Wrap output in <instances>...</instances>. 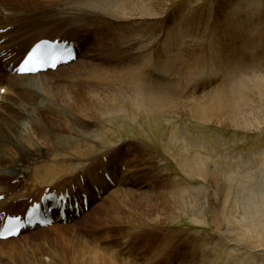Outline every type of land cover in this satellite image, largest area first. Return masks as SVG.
<instances>
[{"label":"rangeland","instance_id":"374dc122","mask_svg":"<svg viewBox=\"0 0 264 264\" xmlns=\"http://www.w3.org/2000/svg\"><path fill=\"white\" fill-rule=\"evenodd\" d=\"M1 1L13 5L12 12L20 16L18 26L21 29L36 31L59 23L53 31L58 34L65 31L61 39L76 45L80 43L83 61L88 68L98 63L107 66L119 65V62L122 63L120 65L135 66L146 59L140 57L153 52L152 61L163 57L167 68L162 71L156 68L157 63L148 65V76L168 87H178L179 90L189 87V90H195L199 99L214 95V91L230 82L235 74L244 73L246 77L264 75V0H242L240 4L250 15L239 11L242 17L239 25L227 21L223 26L216 25L218 17L215 14L219 13L223 0H175L165 17L159 43L153 37L158 29L153 25H137L132 30L124 29L123 23H120L116 30V23L100 15L83 13V20L78 16H64L60 10L65 2H68V9H82V5L73 0ZM3 21L6 20L0 19V24ZM183 21L187 22L183 24ZM142 35L149 38L146 44L152 52L146 51L139 55L136 51L139 45L134 47L133 43L134 50L128 51L123 42L132 40L135 43ZM44 36L51 37L52 34ZM114 44L121 45L120 54L113 50ZM72 70L65 71L69 73ZM240 88L242 92L244 87ZM111 117L90 123L78 118L82 127L88 128V131L101 130L97 138H91L94 142L93 150H87L85 158L87 154L105 157L109 146H114L112 163L115 168L120 167L119 172L121 168L124 173L128 171V179L139 189L137 191L133 188V192L124 194L125 197L121 195L120 198L109 199L103 205L92 204L89 210H85V215L64 220V229L69 227L78 237L110 251L130 264H264V250L237 247L232 238L217 234L210 225L203 223V212L191 210V192L197 188L207 189V183L191 179L181 167L190 155H194L197 163L208 165L215 172L223 191L252 186L258 179L264 181V132L237 130L230 126L207 123L186 114L177 116L175 113H157L134 117L121 113ZM72 167L82 169L86 163L74 162ZM171 183L184 191L181 206L172 210L175 215L169 213L168 217L164 216L159 225L149 222L151 228L146 223L137 222L141 214L152 219L162 211L166 216V211L170 209L171 212L175 204L171 196ZM12 184L16 185L17 182L13 181ZM69 187H75V183H69ZM210 196L214 207L220 209L223 204L222 194L214 187L210 190ZM164 199L167 201V210L163 209ZM236 201L232 199V202ZM227 210L231 211L232 207H227ZM113 212L118 213L112 215ZM5 213L16 215L23 212L10 208ZM152 226L158 227L154 230ZM47 228L29 230L21 237L34 240L32 245H39L37 257L34 254L37 248L33 250V247L31 249L26 246L23 248L25 256L22 260L0 251V264H35L36 258L44 257L46 262L61 264L59 250L67 237L63 238ZM20 243L21 240H18L17 244Z\"/></svg>","mask_w":264,"mask_h":264},{"label":"bare ground","instance_id":"6f19581e","mask_svg":"<svg viewBox=\"0 0 264 264\" xmlns=\"http://www.w3.org/2000/svg\"><path fill=\"white\" fill-rule=\"evenodd\" d=\"M73 1L82 5V9L79 11L68 9V2H65L60 10L64 16H78L83 20L84 16H81L83 13V15H100L116 23L114 24L116 30L120 23H123L124 29L132 30L137 25L146 27L153 25L156 29L158 28L153 37L159 43L165 17L175 0ZM223 1L224 4L222 3L220 10L218 9L219 13H215L218 17L216 25L223 26L227 21L239 25L242 18L240 12L250 15L240 4L242 0ZM12 6L0 0L2 14L0 19L6 20L0 24V197H2L0 198V226L1 216L7 209L17 208L24 212L31 205V199H33L32 202L40 201L49 193L71 195L72 201L68 203L66 209V218L69 220L71 217H78L77 208H69L70 203L74 206L75 198L79 202V216L86 214L87 209L82 202L83 194L88 195L89 210L94 203L103 205L109 199H117L125 193L133 192V188L139 189L128 179L126 174L128 171L124 173L121 168L119 172L120 167L115 168L112 163L111 154L114 153V146H109L108 151H105L107 153L105 157L87 154L85 158L86 151L93 150L94 142L91 138H97L101 130L88 131V128L82 127L78 118L90 123L93 120L121 113H128L134 117L175 113L177 116L186 114L207 123L230 126L237 130L264 132V75L253 74L246 77L244 73L235 74L230 82L214 91L216 92L214 95L203 96L199 99L195 90H189V87L179 90L178 87H168L148 76L150 74L148 65L157 63L156 68L163 71L167 68V63L163 57L152 61L153 52L146 44L149 39L146 35H142L135 43L132 40L123 42L128 51L134 50L132 43L134 47L139 45L136 48L139 55L146 51L152 52L149 55L139 56L140 59H146L141 63L138 61L139 64L135 66L120 65L122 63L119 62V65L114 63L115 65L108 64L107 66H101L98 63L88 68L87 63L83 61L84 54L81 45L77 43L75 62L60 65L54 71L19 75L14 72V68L34 43L42 39H60L65 31L62 30L60 34L53 31L59 23L36 31L21 29L18 26L20 16L12 12ZM208 12L212 13V11ZM186 22L183 21V24ZM49 33L52 34L51 37L44 36ZM117 35L119 36V33ZM70 37L74 41V38ZM113 50L120 54L121 45L114 44ZM66 69L73 70L68 73ZM6 79H8L7 82ZM240 87H244L242 92ZM68 131L72 134L68 135ZM195 160L196 157L190 155L181 167L191 179L207 183V189H193L190 194L191 210L203 212V223L210 225L217 234L232 238L231 240L237 247L264 250V181L258 179L252 186L234 191L232 188L230 191H223L215 172L207 167L208 165L197 163ZM83 161L86 167L82 169L72 167L74 162L82 163ZM13 181L17 184L13 185ZM69 183H75V187H69ZM170 187H173L171 196L175 199L171 212L170 209L166 211V216V213L162 211L152 219L141 214L137 222L146 223L150 227L149 222L159 225L164 216L168 217L169 213L171 216L175 215L172 210L181 206L184 191L172 183ZM214 187L223 197L220 209L214 207L210 196V190ZM233 198L237 201L232 202ZM165 199L163 209L167 210ZM149 204L151 205L150 202ZM227 207H232V210L228 211ZM117 213L111 214L116 215ZM127 219L130 218L127 217ZM52 220L47 230H53L63 238L67 237L59 250L61 264H130L128 261L117 258L110 251L78 237V234H75L74 230L72 231L69 227L64 229L59 210H54ZM152 227L155 230L158 226ZM26 232L21 231L15 239L0 240V251L4 254H11L13 257L18 256L22 260L25 256L23 248L28 246L31 249L33 247V250L37 248L34 250L37 257L40 251L39 245H32L34 240L30 238H21ZM18 240H21L20 244H17ZM20 245H23L22 248ZM43 259L36 258L35 264H51V261L46 262Z\"/></svg>","mask_w":264,"mask_h":264}]
</instances>
